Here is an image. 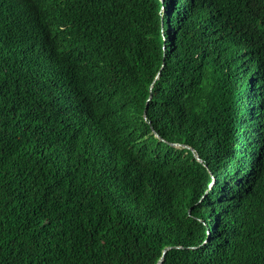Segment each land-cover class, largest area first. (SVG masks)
<instances>
[{
  "label": "trees",
  "instance_id": "16d2710c",
  "mask_svg": "<svg viewBox=\"0 0 264 264\" xmlns=\"http://www.w3.org/2000/svg\"><path fill=\"white\" fill-rule=\"evenodd\" d=\"M29 1L68 23L45 69L0 8V264H264V0Z\"/></svg>",
  "mask_w": 264,
  "mask_h": 264
},
{
  "label": "clouds",
  "instance_id": "9594fccd",
  "mask_svg": "<svg viewBox=\"0 0 264 264\" xmlns=\"http://www.w3.org/2000/svg\"><path fill=\"white\" fill-rule=\"evenodd\" d=\"M34 12V10H33V8H32V13ZM35 13V12H34ZM17 17H18V20H25L24 19V17H25V14L23 13V12H18L17 11ZM33 19V18H32ZM48 22H51V21H48ZM5 24L8 26V29L11 31V32H13V30H12V22L10 21V20H8V19H6L5 18ZM34 26V25H33ZM20 32H22V31H24V32H27L28 34H29V38H27V40L25 41V43H23L22 45V47H21V50L23 51V52H27L28 54H30V55H33L34 56V60L35 59H39V61H40V63H41V65H44V67H45V69H46V67H47V62L48 61H46V59L44 58V57H41V56H39L38 55V51H36V50H33V51H30V50H28V46H29V44L30 43H34L33 41H32V39L30 38V35H31V37H35V38H37L38 39V44H37V46L39 45V44H41V43H43V42H45V40H43L42 39V32L41 31H36L35 29H34V27L31 29L28 25H27V23H23V24H21V28L20 29H18ZM52 76V75H51ZM71 79V78H70ZM72 81H74L73 79H71ZM247 107H249L250 109H252L253 108V106H250V105H246ZM149 122V121H148ZM153 136H155L156 138H159V137H157V135H155L154 133H153ZM160 139V138H159ZM160 140H163V139H160ZM167 142H168V140H167ZM170 142V141H169ZM175 146V145H174ZM196 156H198V155H196ZM200 157V156H199ZM198 160H200V158L198 159ZM202 160V159H201ZM217 174V173H216ZM218 175V174H217ZM239 188L242 190V192L244 193V184H243V182H242V179H241V181H240V184H239ZM190 214H191V211H190Z\"/></svg>",
  "mask_w": 264,
  "mask_h": 264
},
{
  "label": "bare ground",
  "instance_id": "6f19581e",
  "mask_svg": "<svg viewBox=\"0 0 264 264\" xmlns=\"http://www.w3.org/2000/svg\"><path fill=\"white\" fill-rule=\"evenodd\" d=\"M25 2H26V4H27V6L26 7H22V10H23V13H24V10L25 9H27V7H28V9H29V14H26V13H24L25 14V17H24V19H25V22L26 23H30V21L32 20V18H33V20H35V16H34V12L32 13V4L30 3V1L29 0H24ZM63 1V0H62ZM10 2H5V0H0V8H2V9H4L8 4H9ZM18 4V3H17ZM1 9V10H2ZM19 12V11H18ZM80 14H79V12L77 13V16H79ZM10 16V15H9ZM35 22V21H34ZM51 23L52 22H46L45 24L48 26V27H50L51 26ZM53 23H56V24H62V25H64V27H66V24L68 23V20L66 21V23H64L61 19H58L57 21H54ZM68 25H72V24H68ZM34 29L35 30H39V31H41V32H44L47 36H49L48 35V32H47V30L45 29V28H43L41 25H36V23L34 24ZM62 33H65L64 31L62 32ZM151 97V96H150ZM153 130H154V132L157 134V136L159 135V133L153 128ZM161 139H164L162 136H159ZM172 144H174V145H180L181 143H177V142H171ZM183 146H187V144H183ZM188 147V146H187ZM199 157V156H198ZM200 160H201V157H200ZM202 161V160H201ZM170 248H172V246H166L165 248H164V250H163V254H165L166 252H167V250L168 249H170ZM163 260H164V257H163V255L161 256V258L159 259V261L157 262V264H161L162 262H163Z\"/></svg>",
  "mask_w": 264,
  "mask_h": 264
},
{
  "label": "water",
  "instance_id": "95a60500",
  "mask_svg": "<svg viewBox=\"0 0 264 264\" xmlns=\"http://www.w3.org/2000/svg\"><path fill=\"white\" fill-rule=\"evenodd\" d=\"M34 10V9H33ZM34 14L36 15V18H35V20H31L30 21V23L28 22L27 23V25L32 29L34 26V24L36 23V25H41L43 28H45V29H47L48 28V26L45 24L46 22H48V21H51L52 23L54 22V21H56L57 20V18L53 15V12L52 11H50V12H48V13H44V14H41V13H37L35 10H34ZM24 13H26V14H29V9H28V7H27V9H25L24 10ZM35 21V22H34ZM51 23V24H52ZM30 38L32 39V41L34 42V44L37 46V44H38V39L37 38H35V37H31V35H30ZM158 137V136H157ZM161 139V138H160ZM170 144H172L171 142H170ZM172 145H174V144H172ZM176 146V145H175ZM197 158L199 159L200 157H198L197 156Z\"/></svg>",
  "mask_w": 264,
  "mask_h": 264
},
{
  "label": "rangeland",
  "instance_id": "374dc122",
  "mask_svg": "<svg viewBox=\"0 0 264 264\" xmlns=\"http://www.w3.org/2000/svg\"><path fill=\"white\" fill-rule=\"evenodd\" d=\"M45 44L46 43L43 42V46H45ZM28 50H30V51H33V50L38 51V50H40V47H39V45L36 46L34 43H30L29 46H28ZM177 147H182V146H177Z\"/></svg>",
  "mask_w": 264,
  "mask_h": 264
}]
</instances>
